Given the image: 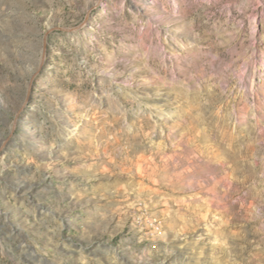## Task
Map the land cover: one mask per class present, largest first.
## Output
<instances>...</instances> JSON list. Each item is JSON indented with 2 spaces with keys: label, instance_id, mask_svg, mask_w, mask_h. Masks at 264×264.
Instances as JSON below:
<instances>
[{
  "label": "rangeland",
  "instance_id": "1",
  "mask_svg": "<svg viewBox=\"0 0 264 264\" xmlns=\"http://www.w3.org/2000/svg\"><path fill=\"white\" fill-rule=\"evenodd\" d=\"M0 264H264V0H0Z\"/></svg>",
  "mask_w": 264,
  "mask_h": 264
}]
</instances>
